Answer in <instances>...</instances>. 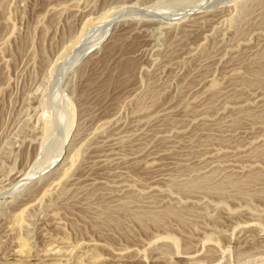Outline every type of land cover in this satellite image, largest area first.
Segmentation results:
<instances>
[{
  "label": "rangeland",
  "instance_id": "374dc122",
  "mask_svg": "<svg viewBox=\"0 0 264 264\" xmlns=\"http://www.w3.org/2000/svg\"><path fill=\"white\" fill-rule=\"evenodd\" d=\"M0 246L264 264V0H0Z\"/></svg>",
  "mask_w": 264,
  "mask_h": 264
},
{
  "label": "bare ground",
  "instance_id": "6f19581e",
  "mask_svg": "<svg viewBox=\"0 0 264 264\" xmlns=\"http://www.w3.org/2000/svg\"><path fill=\"white\" fill-rule=\"evenodd\" d=\"M213 14H214V13H213ZM217 14H218V13H217ZM217 18H218V17H217ZM215 21H216V20H215ZM110 26H111V25H110ZM107 28H109V27H107ZM107 28H106V29H107ZM104 32H105V33H104V35L102 34V38H103V37L106 35V33L108 32V29L105 30ZM185 46H186V45H185ZM184 49H185V48H184ZM181 51H182V50H181ZM59 157H60V154L58 155V157L56 158V160H54L55 162L52 160V162H53L52 164H53V165L56 164V163H58V159H59ZM50 165H51V164H50ZM50 165H49V166H50ZM55 166H56V165H55ZM155 202H156V201H155ZM247 220H248V219H247ZM160 229H161V228H160ZM159 231H160V230H159ZM146 234H147V233H146ZM151 234H152V233H151ZM171 234H172V233H171ZM156 237H157V235H156ZM163 237H164V236H163ZM149 238H150V236H149ZM204 238H205V237H204ZM152 239H153V238H152ZM190 239H191V238H190ZM137 240H138V239H137ZM137 240H136V241H137ZM88 241H89V240H88ZM88 241H87V242H88ZM84 242H85V241H84ZM89 242H92V241H89ZM143 242H144V241H143ZM46 243H47V242H46ZM87 244H88V243H87ZM143 244H144V243H143ZM98 245H100V244H98ZM140 245H141V244H140ZM35 246H36V245H35ZM46 246H47V245H46ZM80 246H81V245H80ZM135 246H136V245H135ZM0 247H1V246H0ZM40 247H41V246H40ZM43 247H44V245H43ZM47 247H48V246H47ZM56 247H57V246H55V248H56ZM102 247H103V246H102ZM105 247H106V246H104L103 248L105 249ZM127 247H128V246H127ZM190 247H191V246H188L187 248L185 247L183 250H180V252H178L176 255H178V257H179L180 255H183V256H184V255H190V256H191V254L193 255V254L197 253L198 251H200L199 249H196V248L193 249V247H191V248H190ZM1 248H2V247H1ZM41 248H42V247H41ZM44 248H45V247H44ZM51 248H54V246L50 247V249H51ZM58 248H59V246H58ZM70 248H71V247H70ZM97 248H98V247H97ZM131 248H132V247H131ZM50 249L47 248V250H48V254H49V252H50V254H52L53 252H55V249H53L54 251H53L52 249H51V250H50ZM93 249H94V248H93ZM101 249H102V248H101ZM107 249H108V248H107ZM122 249H123V248H122ZM124 249L126 250L125 247H124ZM206 249H207V248H206ZM11 250H12V249H11ZM11 250H10V251H11ZM37 250H38V249H37ZM42 250H43V249H40V251H42ZM47 250H45L44 252H46ZM61 250H64V249L61 248ZM65 250H66V249H65ZM86 250H87V249H86ZM89 250H90V248H89ZM99 250H100V247H99ZM99 250H98L97 252H99ZM102 250H103V249H102ZM102 250H101V251H102ZM113 250H114V249H113ZM207 250H208V249H207ZM10 251H9V252H10ZM19 251H20V250H19ZM40 251H39V252H40ZM56 251H57V249H56ZM70 251H71V250H70ZM94 251H95V250H94ZM122 251H123V250H122ZM164 251H165V250H164ZM2 252H3V251H2ZM11 252H12V251H11ZM35 252H36V251H35ZM60 252H63V251H60ZM67 252H68V251H67ZM108 252H109V249H108ZM166 252H167V254L169 255V252H168V251H166ZM207 252H209L208 254H210V250H208ZM207 252H206L205 257H207ZM4 253H6V252H4ZM13 253H15V251H13ZM13 253H10L9 255H11V254H13ZM27 253H28V252H27ZM64 253H65V252H64ZM102 253H103V252H102ZM120 253H121V252H120ZM122 253H123V252H122ZM211 253H212V252H211ZM213 253H214V252H213ZM44 254H45V253H44ZM55 254H56V253H55ZM61 254H62V253H61ZM99 254H100V252H99ZM107 254H108V253H107ZM133 254H134V253H133ZM171 254L173 255L174 252H172ZM171 254H170V255H171ZM204 254H205V253H204ZM0 255H1V254H0ZM7 255H8V254H7ZM46 255H47V253H46ZM64 255H65V254H64ZM66 255H67V253H66ZM97 255H98V254H97ZM135 255L138 256V254H135ZM161 255H162V254H161ZM47 256H48V255H47ZM50 256H51V255H50ZM52 256H53V255H52ZM95 256H96V255H95ZM98 256H99L100 259L97 258V257H95V258H97V259L99 260V262H93V261H90V260H89L90 262H92L91 264H134V263H132V262H135V263L137 262L136 264H161V262H162V260H159L160 258H159V259H155V258L152 259L153 257H152V258H148V259H147V258H146V259H145V258H144V259H141L140 257H136V256H134V257H131V256H130V258H127L128 256L125 257V256L123 255V257H119V256H118V258H111V257H112V256H111V257H110L111 259H108V258H104V257L101 258L100 255H98ZM104 256H105V255H104ZM107 256H108V255H107ZM121 256H122V255H121ZM174 256H175V254H174ZM203 256H204V255H203ZM209 256H211V254H210ZM11 257H12V256H11ZM61 257H62V256H61ZM90 257H91V255H90ZM90 257H89V258H90ZM115 257H117V256H115ZM124 257H125V258H124ZM162 257H163V256H162ZM164 257H165V256H164ZM169 257H171V256H169ZM186 257H187V256H186ZM191 257H192V256H191ZM191 257H190V258H191ZM205 257H204V258H205ZM50 258H51V257H50ZM55 258H56V257H55ZM58 258H59V257H58ZM89 258H88V259H89ZM95 258L93 257L92 260L95 259ZM157 258H158V256H157ZM188 258H189V257H188ZM201 258H202V257H201ZM209 258H210V257H209ZM216 258H217V257H216ZM27 259H28L29 261L27 260L26 264H30V262H31L32 260H33V262L36 263V264H43V261H44L45 263H47V261L43 260L44 258H42V260H41V259H40V256H39L38 254H34V253H33L32 255L30 254V256H28ZM51 259H52V258H51ZM90 259H91V258H90ZM165 259H166V258H164L163 260L165 261ZM171 259H172V257H171ZM186 259H187V258H186ZM58 260H59V259H58ZM95 260H96V259H95ZM95 260H94V261H95ZM172 260H173V259H172ZM50 261H51V260H50ZM50 261H49V262H50ZM87 261H88V260H87ZM89 261H88V262H89ZM164 261H163V263H164ZM207 261H208V260H207ZM24 262H25V261H24ZM33 262H31V264H32ZM49 262H48V263H49ZM165 262H166V261H165ZM173 263H174V262H173ZM86 264H87V263H86ZM164 264H171V262H166V263H164Z\"/></svg>",
  "mask_w": 264,
  "mask_h": 264
}]
</instances>
